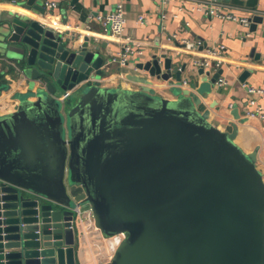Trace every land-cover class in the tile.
I'll return each mask as SVG.
<instances>
[{
    "label": "water",
    "instance_id": "95a60500",
    "mask_svg": "<svg viewBox=\"0 0 264 264\" xmlns=\"http://www.w3.org/2000/svg\"><path fill=\"white\" fill-rule=\"evenodd\" d=\"M62 12L0 0V64L28 85L0 115V264H79L87 239L94 264H264V174L238 108L223 130L188 90L102 85L100 46ZM177 60L136 67L180 83Z\"/></svg>",
    "mask_w": 264,
    "mask_h": 264
},
{
    "label": "crops",
    "instance_id": "0c3cea01",
    "mask_svg": "<svg viewBox=\"0 0 264 264\" xmlns=\"http://www.w3.org/2000/svg\"><path fill=\"white\" fill-rule=\"evenodd\" d=\"M73 1L44 0L49 13H53L54 22L62 21V9H65L70 31L82 39L88 35L94 46H100L108 62L102 67L106 70L100 78L102 85L128 89L148 85L153 93L166 98L176 97L173 86L188 90L199 96V108L208 110L210 120L223 130H231L230 123L235 120L233 110L237 107L240 113L237 142L247 152L258 150L257 165L264 174V118L249 116L256 108L264 111V96L248 90L250 86L264 89V0H217L237 17L236 20L206 16L195 8L198 0ZM119 2L124 6L126 33L140 41L127 66L112 60L121 49L117 39L96 40L93 36L103 31L98 16L114 11ZM47 3L56 5L50 8ZM140 15L145 16L144 23L138 20ZM254 16L261 17L260 22L255 23V31L250 28ZM240 18H246L248 23L239 21ZM220 44L226 46V61L222 67L207 70L202 76L200 68L192 64L193 58ZM163 53L173 55L180 65L187 62L180 83L151 77L149 72L136 67L138 61ZM6 68L0 64V71ZM220 69L218 79L226 80L223 86L217 85L218 79L214 77ZM14 72L16 77L8 72L1 76L0 83L9 85V88H0L1 116L13 112L20 102L19 96L28 92L25 78L17 73V68ZM142 78L150 83L146 84ZM87 242L88 245L79 247V264H94L88 239Z\"/></svg>",
    "mask_w": 264,
    "mask_h": 264
},
{
    "label": "built area",
    "instance_id": "2783aa9c",
    "mask_svg": "<svg viewBox=\"0 0 264 264\" xmlns=\"http://www.w3.org/2000/svg\"><path fill=\"white\" fill-rule=\"evenodd\" d=\"M48 4V3H47ZM55 3H49L48 7L55 6ZM195 8L200 10L208 17H221L224 19H234L237 17L230 11H228L217 0H198L195 2ZM102 25L103 31L101 33H94L93 36L96 40L115 38L121 45V49L117 56L112 58L113 61L119 62L123 66H127L131 62V57L136 51V46L140 45V41L136 40L132 36L126 33V16L124 12V6L119 2L116 9L107 14L98 16ZM138 20L141 23L145 22V16L140 15ZM239 21L247 22L246 18H240ZM182 50H178V52ZM226 61V46L220 44L215 47H209L206 49L203 55L195 56L192 60V64L198 68H204L205 70L218 69L222 67ZM226 84L224 78H220L217 81V85L223 86ZM249 93L258 94L264 96V89L250 86ZM254 102V101H253ZM250 117L260 116L264 118V111L261 108H256L254 112L249 114ZM76 211L78 213V219L83 222L84 218L80 210V206H77Z\"/></svg>",
    "mask_w": 264,
    "mask_h": 264
},
{
    "label": "rangeland",
    "instance_id": "374dc122",
    "mask_svg": "<svg viewBox=\"0 0 264 264\" xmlns=\"http://www.w3.org/2000/svg\"><path fill=\"white\" fill-rule=\"evenodd\" d=\"M16 70V68H13L12 70L10 68L8 69H4L2 72H3V75H5V73H9V74H12L13 77H16L17 74L14 72ZM4 78H2V81H3Z\"/></svg>",
    "mask_w": 264,
    "mask_h": 264
},
{
    "label": "trees",
    "instance_id": "16d2710c",
    "mask_svg": "<svg viewBox=\"0 0 264 264\" xmlns=\"http://www.w3.org/2000/svg\"><path fill=\"white\" fill-rule=\"evenodd\" d=\"M13 69V67L11 68V70Z\"/></svg>",
    "mask_w": 264,
    "mask_h": 264
}]
</instances>
